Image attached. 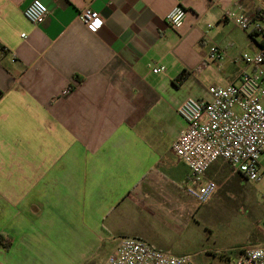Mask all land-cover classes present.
I'll list each match as a JSON object with an SVG mask.
<instances>
[{
  "label": "crops",
  "instance_id": "1",
  "mask_svg": "<svg viewBox=\"0 0 264 264\" xmlns=\"http://www.w3.org/2000/svg\"><path fill=\"white\" fill-rule=\"evenodd\" d=\"M33 1L50 10L41 25L24 15ZM86 7L101 29L78 20ZM237 8L255 16L264 0H0V264H105L124 238L171 254L203 208L173 151L177 109L236 77L213 45L260 49L224 20Z\"/></svg>",
  "mask_w": 264,
  "mask_h": 264
},
{
  "label": "built area",
  "instance_id": "2",
  "mask_svg": "<svg viewBox=\"0 0 264 264\" xmlns=\"http://www.w3.org/2000/svg\"><path fill=\"white\" fill-rule=\"evenodd\" d=\"M239 9H228L224 20L234 22L247 32L252 29L262 37L264 20H254V16ZM24 15L32 24L41 25L50 10L33 1ZM185 16V9L177 6L168 13L166 21L172 28H178ZM77 18L93 30L103 27L101 15L89 7L82 9ZM21 37L25 38L26 34ZM233 47L234 44L228 48L215 44L209 58L220 63L230 60L237 68L234 80L225 86L212 87L210 99L189 97L177 109L186 127L174 141L173 151L190 170L188 193L199 205L208 204L219 191L216 181L205 179L207 172L219 162L228 164L234 174L249 182L264 181V48L233 57L229 53ZM152 70L158 74L163 68L155 64ZM72 89L69 87L64 93L69 94ZM105 264L198 263L189 255L168 254L143 240L124 238ZM231 264H264V246L243 250Z\"/></svg>",
  "mask_w": 264,
  "mask_h": 264
},
{
  "label": "rangeland",
  "instance_id": "3",
  "mask_svg": "<svg viewBox=\"0 0 264 264\" xmlns=\"http://www.w3.org/2000/svg\"><path fill=\"white\" fill-rule=\"evenodd\" d=\"M256 40L260 43L262 37ZM243 52L254 53L252 47ZM214 167L218 193L202 205L196 223L178 239H169L176 241L169 253L189 255L198 264H231L243 250L264 245V181L252 183L243 177L229 180L230 174H237L228 164L219 162Z\"/></svg>",
  "mask_w": 264,
  "mask_h": 264
},
{
  "label": "trees",
  "instance_id": "4",
  "mask_svg": "<svg viewBox=\"0 0 264 264\" xmlns=\"http://www.w3.org/2000/svg\"><path fill=\"white\" fill-rule=\"evenodd\" d=\"M262 14H264V9L262 8H258L257 9V12L254 16V20H264V17H262ZM257 36H260L259 33H257L256 31H252L250 32V37L251 39L253 40V42L257 43V45L260 47V48H264V35L262 36V41L260 43L257 42L256 40V37ZM187 74L186 73H183L179 78L178 80L179 81H183L185 78H186ZM2 237H0V243L2 244ZM5 247H8V245H4Z\"/></svg>",
  "mask_w": 264,
  "mask_h": 264
}]
</instances>
